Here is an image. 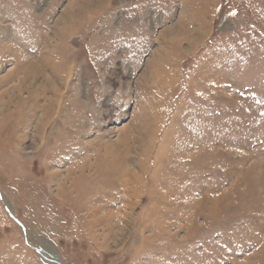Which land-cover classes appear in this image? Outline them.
I'll return each mask as SVG.
<instances>
[{
    "label": "rangeland",
    "instance_id": "rangeland-1",
    "mask_svg": "<svg viewBox=\"0 0 264 264\" xmlns=\"http://www.w3.org/2000/svg\"><path fill=\"white\" fill-rule=\"evenodd\" d=\"M51 254L264 264V0H0V264Z\"/></svg>",
    "mask_w": 264,
    "mask_h": 264
},
{
    "label": "bare ground",
    "instance_id": "bare-ground-1",
    "mask_svg": "<svg viewBox=\"0 0 264 264\" xmlns=\"http://www.w3.org/2000/svg\"><path fill=\"white\" fill-rule=\"evenodd\" d=\"M42 255L45 257V258H47V259H50V257L49 256H47L46 254H44L43 252H42ZM52 255V254H51ZM52 257L54 258L52 261H55L56 262V264L58 263V264H63V262H62V260L58 257V256H56V255H52Z\"/></svg>",
    "mask_w": 264,
    "mask_h": 264
},
{
    "label": "crops",
    "instance_id": "crops-1",
    "mask_svg": "<svg viewBox=\"0 0 264 264\" xmlns=\"http://www.w3.org/2000/svg\"><path fill=\"white\" fill-rule=\"evenodd\" d=\"M178 57V56H177ZM174 61H175V59H174ZM177 61V60H176Z\"/></svg>",
    "mask_w": 264,
    "mask_h": 264
}]
</instances>
